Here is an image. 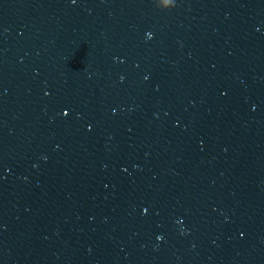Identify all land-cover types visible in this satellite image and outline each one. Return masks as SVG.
I'll return each mask as SVG.
<instances>
[{"label": "water", "instance_id": "obj_1", "mask_svg": "<svg viewBox=\"0 0 264 264\" xmlns=\"http://www.w3.org/2000/svg\"><path fill=\"white\" fill-rule=\"evenodd\" d=\"M0 264H264V0H0Z\"/></svg>", "mask_w": 264, "mask_h": 264}]
</instances>
